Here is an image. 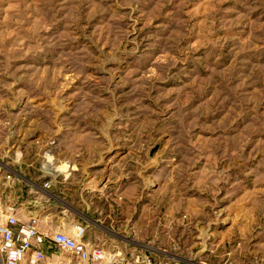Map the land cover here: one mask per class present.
Segmentation results:
<instances>
[{"label":"rangeland","instance_id":"obj_1","mask_svg":"<svg viewBox=\"0 0 264 264\" xmlns=\"http://www.w3.org/2000/svg\"><path fill=\"white\" fill-rule=\"evenodd\" d=\"M14 152L95 189L107 250L264 264V0H0Z\"/></svg>","mask_w":264,"mask_h":264},{"label":"crops","instance_id":"obj_2","mask_svg":"<svg viewBox=\"0 0 264 264\" xmlns=\"http://www.w3.org/2000/svg\"><path fill=\"white\" fill-rule=\"evenodd\" d=\"M45 168L33 170L15 152L12 156L0 158V222L5 219L9 205L16 206V215L22 222L38 219L40 230L46 233L58 230L69 233L66 223L85 224L88 223H84L85 219L111 217L108 212H98V204L93 200L95 189H89L91 200H88L86 186L73 183L74 178L69 176L66 165L60 166L52 161ZM130 214L128 212L126 219H130ZM88 224L84 238L97 244L89 234L91 229ZM46 252L48 261L60 259L57 251L46 248Z\"/></svg>","mask_w":264,"mask_h":264},{"label":"built area","instance_id":"obj_3","mask_svg":"<svg viewBox=\"0 0 264 264\" xmlns=\"http://www.w3.org/2000/svg\"><path fill=\"white\" fill-rule=\"evenodd\" d=\"M87 228L78 224L72 233H46L40 230L38 219L22 222L16 206L9 205L0 222V264H141L120 251L86 241ZM46 248L57 251L60 259L48 261Z\"/></svg>","mask_w":264,"mask_h":264},{"label":"bare ground","instance_id":"obj_4","mask_svg":"<svg viewBox=\"0 0 264 264\" xmlns=\"http://www.w3.org/2000/svg\"><path fill=\"white\" fill-rule=\"evenodd\" d=\"M53 167V166H52ZM55 167V166H54Z\"/></svg>","mask_w":264,"mask_h":264}]
</instances>
